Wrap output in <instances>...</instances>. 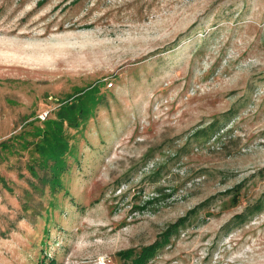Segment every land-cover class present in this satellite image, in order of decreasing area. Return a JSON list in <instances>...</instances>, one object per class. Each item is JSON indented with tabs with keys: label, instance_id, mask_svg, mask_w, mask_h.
Listing matches in <instances>:
<instances>
[{
	"label": "rangeland",
	"instance_id": "obj_1",
	"mask_svg": "<svg viewBox=\"0 0 264 264\" xmlns=\"http://www.w3.org/2000/svg\"><path fill=\"white\" fill-rule=\"evenodd\" d=\"M0 177V264H264V0H0Z\"/></svg>",
	"mask_w": 264,
	"mask_h": 264
},
{
	"label": "trees",
	"instance_id": "obj_2",
	"mask_svg": "<svg viewBox=\"0 0 264 264\" xmlns=\"http://www.w3.org/2000/svg\"><path fill=\"white\" fill-rule=\"evenodd\" d=\"M78 93H80V91L77 92V94ZM80 95L81 94H78L73 98L70 96L69 100L63 103L64 105L62 104L58 106L59 108L57 109L55 118H48L45 122L46 124L49 123L50 125H47L43 130H41L43 135L47 133V137H50L53 141L52 143L48 144V149L45 151L46 153L42 152L43 156L45 157V161H47L45 162L46 168L48 166L49 174L51 175L49 179L44 178V180H48L51 187L60 185L59 176L64 165L62 163L63 156L69 152L66 128H79V123L82 122L84 117V113L81 108H79L77 111L75 109L76 102L74 99ZM0 182L6 189L11 190L3 177H0ZM256 207L259 209L261 208L260 205ZM237 216H239L238 218L243 221V215L239 214ZM186 217L187 216L181 217L176 222L168 225L166 230L163 231L153 243L142 247L137 253H135L132 264L146 263V261L152 257L158 249L162 248L168 238L178 231L179 227L183 225ZM125 257L127 256H124V258ZM37 264H44V261H39ZM48 264H54V261H49Z\"/></svg>",
	"mask_w": 264,
	"mask_h": 264
}]
</instances>
